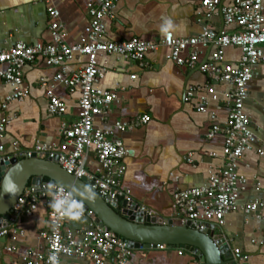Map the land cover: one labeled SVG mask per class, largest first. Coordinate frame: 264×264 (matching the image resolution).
Segmentation results:
<instances>
[{"label":"crops","instance_id":"1","mask_svg":"<svg viewBox=\"0 0 264 264\" xmlns=\"http://www.w3.org/2000/svg\"><path fill=\"white\" fill-rule=\"evenodd\" d=\"M47 1L60 11V21L67 36L66 42L80 41L88 23L87 3L89 0H0V48H10L17 41L28 44L51 41L50 19ZM232 0H222V7ZM264 3V0H263ZM165 20L172 22L176 37L185 38L199 35L208 25L217 33L234 32L235 25L226 24L221 9L209 15L202 7V0H120L117 17L107 28V38L126 40L139 37L143 40H160L165 33L160 30ZM214 47L206 48L200 62L210 59ZM264 50V48H263ZM226 63H237L241 51L238 47H228ZM147 66L137 62L124 64L115 55L100 54L99 65L106 70L97 86L116 91L120 102L114 104L105 116H98L95 126L113 129L114 136L123 140L128 155L122 161L125 166L123 187L130 192V200L137 201L146 210L166 217L179 218L173 196L178 190L201 186L208 182L210 172L219 170L225 162L223 156L224 136L209 139L211 115L224 124L229 113V82H210L217 93V99L209 97L203 104L202 96H209L207 77L199 67L179 66L166 58L165 49L147 54ZM87 61L77 55L68 63L70 71L77 70ZM59 68L48 65L43 58L24 67L23 76L30 93L23 101H14L9 111L14 116L7 128L4 139L8 152L18 141L23 150L31 149L37 142L60 146L63 141L62 128L79 118L78 90L58 85L57 95L66 104L62 115H52L48 111L49 100L41 79L52 80ZM132 75H136L132 78ZM190 88H196L189 98ZM249 96L245 108L250 116L255 135L264 143V55L256 67L248 85ZM12 93L11 86L0 79V102ZM204 105L205 112L198 107ZM148 114V123L132 130L115 129L118 121H129ZM217 153L212 156L211 153ZM193 154L194 163L188 162ZM87 170L99 174L101 165L94 152L87 156ZM240 172L247 179L246 189L239 202L260 200L264 203V155L247 152L240 163ZM44 180V179H43ZM49 207L47 200H41L31 218L23 220L14 240H0V264H19L20 254L30 251H46L41 232L49 228ZM264 215V208H263ZM87 217H69L67 227L73 230L88 227ZM233 249H240V256H247L245 264H264V219L245 215L235 210L226 215L224 224L216 226ZM13 244L15 252H7L4 247ZM180 247L134 249V264H199L192 253H180ZM228 254V255H229ZM59 264H93L90 260L63 257ZM105 264H117L110 256Z\"/></svg>","mask_w":264,"mask_h":264},{"label":"built area","instance_id":"2","mask_svg":"<svg viewBox=\"0 0 264 264\" xmlns=\"http://www.w3.org/2000/svg\"><path fill=\"white\" fill-rule=\"evenodd\" d=\"M119 1L89 0L86 7L88 23L80 41L75 44L66 42L67 32L60 21V11L47 1L51 41L36 44L17 41L10 48H0V79L12 88V93L0 102V161L37 155L42 159L57 161L77 178L87 177L92 182L90 187L102 197L130 200V192L123 187L125 166L122 163L128 155V150L123 140L114 136L113 129L95 126L98 116L105 118L111 107L120 102L116 91L97 86L106 72L99 65L98 56L115 55L124 64L137 62L141 66H147V54L164 48L167 59L190 69L199 67L207 77L209 83L206 89L209 96L201 97L203 104L208 103L209 97L217 99V93L210 82L232 84L228 100V118L221 124L216 115L212 114V125L207 134L209 139L218 134L224 136V165L219 170L210 172L207 183L174 193L173 200L179 212V219L182 224L190 223L198 231L206 230L211 224L222 226L226 215L235 210L264 219L262 201L239 202L247 183L245 175L240 172L241 160L250 151L264 155V143L253 132L250 116L245 108L249 96V82L264 55L263 0H232L222 7L221 12L226 24L238 28L234 32L217 33L205 25L199 35L180 38L168 31L158 41L143 40L139 37L126 40L107 38V28L117 17ZM221 6L222 0H202V7L209 15L217 12ZM231 46L238 47L241 51L237 63L225 62L226 50ZM210 47H214L210 59L200 62L203 50ZM77 55L85 56L87 61L77 70L70 71L68 63ZM39 58H43L48 65L59 68L52 80H40L49 100V113L62 115L67 109L56 93V87L62 85L71 91L80 92L79 118L70 125L63 126V141L60 146L37 142L33 148L23 150L19 142L14 141L13 150L8 152L4 139L7 128L14 119L9 106L12 102L23 101L29 96L30 90L25 84L23 70L26 65ZM131 77L135 78L136 75ZM195 90L196 88H190L187 93L189 98L194 95ZM198 111L205 112V106L198 107ZM150 119V116L145 114L129 121H118L115 129L132 130L148 123ZM89 152H94L98 158L101 165L99 174H91L87 170ZM211 155L216 156L217 153L212 152ZM188 162L194 163L192 153L188 156ZM69 193V190L52 181L42 180L39 187L28 185L9 213V218L0 224V240H14L17 234H24L18 227L23 220L34 215L41 200H47L51 204L53 194L62 197ZM72 197L80 206L78 217L89 219L88 227L76 230L68 228L66 223L69 216L50 206L49 228L40 234L45 240L46 251L24 252L19 256V264H52L50 256H55V264H59L63 257L105 264L110 256L117 264H134V249L114 231L103 230L93 211L87 210L83 202L73 195ZM166 246L160 245L158 248L163 249ZM4 249L7 252L17 251L13 244H7ZM179 252L182 253L183 249ZM232 254L235 264H245L248 259L247 256L236 258L240 255V249H233Z\"/></svg>","mask_w":264,"mask_h":264},{"label":"water","instance_id":"3","mask_svg":"<svg viewBox=\"0 0 264 264\" xmlns=\"http://www.w3.org/2000/svg\"><path fill=\"white\" fill-rule=\"evenodd\" d=\"M45 177L69 190L87 210L93 211L103 230L114 231L132 249L176 246L196 256L199 264H235V258L229 254L230 245L215 225L198 231L190 223L182 224L179 218L142 209L137 201L102 197L90 187L92 182L87 177L77 178L57 161L37 155L0 161V224L9 218L25 188L28 185L39 187ZM85 188L94 193L91 199L89 193L83 191Z\"/></svg>","mask_w":264,"mask_h":264},{"label":"clouds","instance_id":"4","mask_svg":"<svg viewBox=\"0 0 264 264\" xmlns=\"http://www.w3.org/2000/svg\"><path fill=\"white\" fill-rule=\"evenodd\" d=\"M170 28H172V22L170 20H165L160 26L162 33H167ZM83 191H87L89 193V199H91L92 195L94 194L91 189L85 188ZM50 206L58 212H63L65 215L71 218H77L79 215V203L73 199L71 193L62 197L53 194ZM49 259L52 261V264H55V256H50Z\"/></svg>","mask_w":264,"mask_h":264},{"label":"trees","instance_id":"5","mask_svg":"<svg viewBox=\"0 0 264 264\" xmlns=\"http://www.w3.org/2000/svg\"><path fill=\"white\" fill-rule=\"evenodd\" d=\"M44 181H52V180H50L48 177H45ZM52 182H54V181H52Z\"/></svg>","mask_w":264,"mask_h":264}]
</instances>
